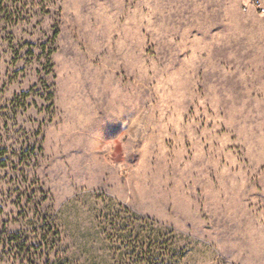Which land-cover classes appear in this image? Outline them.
Here are the masks:
<instances>
[{
    "label": "rangeland",
    "instance_id": "1",
    "mask_svg": "<svg viewBox=\"0 0 264 264\" xmlns=\"http://www.w3.org/2000/svg\"><path fill=\"white\" fill-rule=\"evenodd\" d=\"M245 4L8 0L0 237L41 252L47 218L73 264H264V16Z\"/></svg>",
    "mask_w": 264,
    "mask_h": 264
},
{
    "label": "trees",
    "instance_id": "2",
    "mask_svg": "<svg viewBox=\"0 0 264 264\" xmlns=\"http://www.w3.org/2000/svg\"><path fill=\"white\" fill-rule=\"evenodd\" d=\"M7 2L8 0H0V24L3 22L5 25H17V17L21 12L18 8L16 13L7 11ZM32 226L42 251L32 253L33 246H28V239L23 240L20 230L16 235L0 237V264L5 263L4 252L8 249H12L14 264H73L71 258L62 251V239L59 237V232L51 234L52 230H58L55 220L39 219L33 222ZM137 252L138 250L135 248L132 254H137V259L142 258V254Z\"/></svg>",
    "mask_w": 264,
    "mask_h": 264
},
{
    "label": "built area",
    "instance_id": "3",
    "mask_svg": "<svg viewBox=\"0 0 264 264\" xmlns=\"http://www.w3.org/2000/svg\"><path fill=\"white\" fill-rule=\"evenodd\" d=\"M245 1H246L244 7L245 12L252 10L260 16H264V0H245Z\"/></svg>",
    "mask_w": 264,
    "mask_h": 264
}]
</instances>
